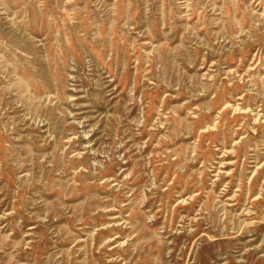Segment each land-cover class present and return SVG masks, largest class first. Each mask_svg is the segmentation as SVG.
<instances>
[{
    "label": "rangeland",
    "instance_id": "374dc122",
    "mask_svg": "<svg viewBox=\"0 0 264 264\" xmlns=\"http://www.w3.org/2000/svg\"><path fill=\"white\" fill-rule=\"evenodd\" d=\"M0 264H264V0H0Z\"/></svg>",
    "mask_w": 264,
    "mask_h": 264
}]
</instances>
